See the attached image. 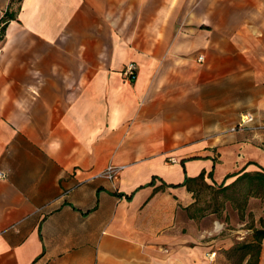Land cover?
Segmentation results:
<instances>
[{"label": "crops", "instance_id": "crops-1", "mask_svg": "<svg viewBox=\"0 0 264 264\" xmlns=\"http://www.w3.org/2000/svg\"><path fill=\"white\" fill-rule=\"evenodd\" d=\"M11 1L0 264H231L183 183L264 168V0Z\"/></svg>", "mask_w": 264, "mask_h": 264}, {"label": "rangeland", "instance_id": "rangeland-1", "mask_svg": "<svg viewBox=\"0 0 264 264\" xmlns=\"http://www.w3.org/2000/svg\"><path fill=\"white\" fill-rule=\"evenodd\" d=\"M127 21L130 22V18H124V24ZM190 187L194 203L189 214L198 221L208 217L217 218L218 222L211 221L210 226H218L220 234L233 235L235 243L250 239L253 229L264 225V199L255 195L248 197L245 180L237 185L235 192L223 190L220 184L202 180L192 183ZM235 245L223 250V260L231 264H245L242 251L232 252ZM258 264H264V260L263 263L259 260Z\"/></svg>", "mask_w": 264, "mask_h": 264}, {"label": "trees", "instance_id": "trees-1", "mask_svg": "<svg viewBox=\"0 0 264 264\" xmlns=\"http://www.w3.org/2000/svg\"><path fill=\"white\" fill-rule=\"evenodd\" d=\"M20 1L21 0H12L11 3L15 2L14 5H16L17 8H19ZM15 18H16L15 11L8 10L5 12L4 16H2V18L0 19V42L5 37V31L8 23L11 20H14ZM209 176L212 177V172L209 173ZM235 176L236 178L233 181L226 184V180ZM204 179H205V173L202 172L198 177L191 178L186 176L183 184L188 185V187L191 190L190 186L192 183H195L199 180L205 182ZM244 180L247 183L246 192L248 197L255 195V196H260L264 199V168H261L260 170H256V171H244L243 168L242 171L238 173L228 175L225 181H223L220 184V188L226 191L230 189L232 190V192H235L237 190V185ZM190 217L196 219L194 215L190 214ZM253 230L254 233L250 239L233 244V246L235 244L236 245L233 248L232 252L242 251L243 253L242 259L246 261L245 264H258L260 260L261 249L264 240V225H262L261 227H255ZM233 246H231V248Z\"/></svg>", "mask_w": 264, "mask_h": 264}, {"label": "built area", "instance_id": "built-area-1", "mask_svg": "<svg viewBox=\"0 0 264 264\" xmlns=\"http://www.w3.org/2000/svg\"><path fill=\"white\" fill-rule=\"evenodd\" d=\"M203 56H199V60H202ZM138 73V66L137 63L134 61H129L127 62L123 69H122V76L124 79L129 80V81H134L137 77ZM255 121V115L252 112H245L241 115L239 121L230 127L231 132H236L238 130L246 129L250 127ZM260 127L264 128V125H261ZM172 161L174 159H171ZM120 169L121 167L109 164L104 171L102 172V176L106 177L107 179L110 180H116L118 179V176L120 174ZM7 174L4 171H0V178H6ZM220 230V229H218ZM216 255L215 251H212L209 253L210 258H214Z\"/></svg>", "mask_w": 264, "mask_h": 264}]
</instances>
